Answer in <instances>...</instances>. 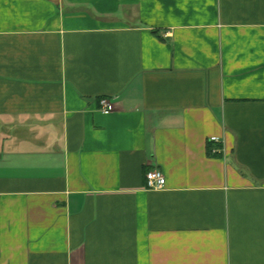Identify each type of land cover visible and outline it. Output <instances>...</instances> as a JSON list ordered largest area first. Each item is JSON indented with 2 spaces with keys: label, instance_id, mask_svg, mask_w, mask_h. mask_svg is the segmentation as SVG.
I'll use <instances>...</instances> for the list:
<instances>
[{
  "label": "crops",
  "instance_id": "obj_1",
  "mask_svg": "<svg viewBox=\"0 0 264 264\" xmlns=\"http://www.w3.org/2000/svg\"><path fill=\"white\" fill-rule=\"evenodd\" d=\"M0 264H264V0H0Z\"/></svg>",
  "mask_w": 264,
  "mask_h": 264
},
{
  "label": "built area",
  "instance_id": "obj_2",
  "mask_svg": "<svg viewBox=\"0 0 264 264\" xmlns=\"http://www.w3.org/2000/svg\"><path fill=\"white\" fill-rule=\"evenodd\" d=\"M99 105L101 107V112L103 115H108L113 110V105L106 99H101L99 101ZM209 142L219 143L220 140L217 137H211L209 139ZM145 181L146 189L148 190L158 191L164 189L165 187V177L159 171L156 170L149 171L146 174Z\"/></svg>",
  "mask_w": 264,
  "mask_h": 264
}]
</instances>
